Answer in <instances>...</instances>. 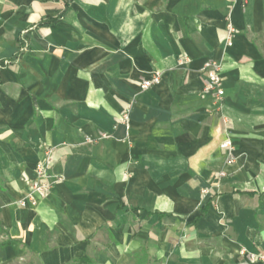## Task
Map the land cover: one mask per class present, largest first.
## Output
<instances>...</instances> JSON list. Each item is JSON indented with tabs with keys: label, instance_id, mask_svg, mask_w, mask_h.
Returning <instances> with one entry per match:
<instances>
[{
	"label": "crops",
	"instance_id": "0c3cea01",
	"mask_svg": "<svg viewBox=\"0 0 264 264\" xmlns=\"http://www.w3.org/2000/svg\"><path fill=\"white\" fill-rule=\"evenodd\" d=\"M49 147L59 181L21 207ZM247 254L264 255V0H0V264H264Z\"/></svg>",
	"mask_w": 264,
	"mask_h": 264
},
{
	"label": "built area",
	"instance_id": "2783aa9c",
	"mask_svg": "<svg viewBox=\"0 0 264 264\" xmlns=\"http://www.w3.org/2000/svg\"><path fill=\"white\" fill-rule=\"evenodd\" d=\"M234 31L230 27V34ZM230 45V42L228 43ZM205 72V94L214 95L217 100L221 101L225 96V90L223 88V79L222 75V65L216 61H207L204 65ZM160 82V76L155 75L149 80H144L140 83L141 90H148L151 87L157 85ZM221 149L224 152L229 153L228 162L232 164L234 162L233 157V144L230 140H226L221 144ZM55 160V152L53 148H47L44 154V160L39 163L36 167V179L31 184L30 189L26 197L19 203L21 207H26L28 204L36 205L39 198H44L48 196L53 186L59 181L51 175L50 169ZM221 177H225V174H221ZM205 194H209V191H205ZM242 255H246V252L243 250ZM249 258L253 261H264V255L259 254H247Z\"/></svg>",
	"mask_w": 264,
	"mask_h": 264
},
{
	"label": "rangeland",
	"instance_id": "374dc122",
	"mask_svg": "<svg viewBox=\"0 0 264 264\" xmlns=\"http://www.w3.org/2000/svg\"><path fill=\"white\" fill-rule=\"evenodd\" d=\"M224 178V177H223Z\"/></svg>",
	"mask_w": 264,
	"mask_h": 264
},
{
	"label": "trees",
	"instance_id": "16d2710c",
	"mask_svg": "<svg viewBox=\"0 0 264 264\" xmlns=\"http://www.w3.org/2000/svg\"><path fill=\"white\" fill-rule=\"evenodd\" d=\"M5 66V65H4Z\"/></svg>",
	"mask_w": 264,
	"mask_h": 264
}]
</instances>
